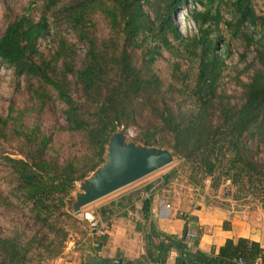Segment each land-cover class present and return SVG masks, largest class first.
Instances as JSON below:
<instances>
[{
  "label": "trees",
  "instance_id": "trees-1",
  "mask_svg": "<svg viewBox=\"0 0 264 264\" xmlns=\"http://www.w3.org/2000/svg\"><path fill=\"white\" fill-rule=\"evenodd\" d=\"M0 2L6 22L0 63L25 78L39 111L59 103L66 122L63 129L46 131L37 121L26 122L14 103L0 116V207L15 208L39 226L28 239L0 232V264H22L29 248H53L50 259L61 254L67 234L57 224L71 207L76 185L105 162L110 136L119 130L126 135L130 127L140 129L134 143L168 149L187 166L190 183L209 179L217 187L229 182L233 200L250 196L264 205V159L259 157L264 147V16L255 14L251 0L231 3L236 35L241 32L246 49L255 47L257 64L248 82L239 79L247 65L235 76L239 95H227L222 88L230 50L225 44L217 52L223 41L219 25L226 22L218 1L33 0L22 12L9 0ZM180 7L188 8L197 26L192 38L183 37L172 21ZM52 24L74 33L84 47L78 67L65 60L58 66L72 54L64 39L53 55L39 52L37 41ZM162 51L178 59L170 64V80L155 67ZM188 56L196 60L193 75L179 70L180 59ZM60 133L71 139L63 140ZM8 145L14 146V156L6 154ZM171 177L165 175L164 181ZM139 200L143 225L138 226L151 264H168L171 251L177 252L174 264H238V259L254 264L264 254L258 243L245 238L227 239L218 254L191 252L186 227L180 236L160 234L149 221L152 195Z\"/></svg>",
  "mask_w": 264,
  "mask_h": 264
},
{
  "label": "rangeland",
  "instance_id": "rangeland-1",
  "mask_svg": "<svg viewBox=\"0 0 264 264\" xmlns=\"http://www.w3.org/2000/svg\"><path fill=\"white\" fill-rule=\"evenodd\" d=\"M33 0H9L10 6L15 8L16 11L23 10L27 7L29 2ZM220 4L219 10L223 16V20L227 23H230L229 26L226 22H221L219 25L218 33L222 36V43H219L217 47V52L222 53L225 44H229L230 54L225 58V64L227 69L224 70L222 74V88L227 95H239L241 89L237 84L235 76H238V73L241 72L245 66H248V70L239 76L241 82H248L249 76L251 75L254 67H257L256 62L254 61L255 52L254 46H250L246 49V41L243 37L240 36L241 32L238 31L236 35L235 28V7L232 6L235 0H215ZM216 3V2H215ZM214 3V5H215ZM3 4L0 2V34L3 32L6 22L5 14L3 10ZM251 6L257 16H264V0H251ZM188 8H192V4L188 5ZM186 7H180L174 13L172 21L180 31L183 37L192 38L197 34L196 24L187 16ZM197 9L204 10L203 7L197 5ZM38 16H35L37 19ZM252 30V29H250ZM245 31V28L243 29ZM50 39L51 42L56 46L54 50H46L40 47L39 52L44 56L53 55L59 48V42L61 39H64V47H68V50L71 49L72 54L68 57H62L63 59L58 62V66L61 68L63 60H65L70 65L73 64L75 67H78L80 61L83 58L85 49L84 47L77 42L74 33L71 31H65L63 28H58L54 24L50 26ZM217 32L216 30L214 33ZM176 44V43H175ZM244 56V60L240 59V56ZM173 61H178L177 58H172L167 52L162 51V57L157 60L156 70L160 71V76L163 79L170 80V73L173 71L170 64ZM180 72L183 70H190V73L193 75L196 71V60L188 56L187 59H180ZM54 100V98H52ZM11 103H14L15 110H21L24 114V120L29 123H34L37 121L41 124L42 128L46 131H51L52 128L57 127L63 129L66 127V122L62 117L60 110V104L56 103L54 108L46 111H39L37 106V101L33 96L28 92V84L24 77L17 78L13 69L0 63V116H6V110ZM150 118V117H149ZM144 123V122H140ZM145 126V125H144ZM138 126L130 127L125 132L126 141L134 142L137 139L139 132ZM63 140L71 139L67 133H60ZM14 146H6V154L11 156L15 155ZM14 154V155H13ZM259 157L264 159V147L259 149ZM1 169V166H0ZM189 172L187 166H184L179 161H175L170 166L161 169L151 175L146 176L145 178L119 190L116 191L103 199L86 206L81 209L80 215H77L73 212L72 204L75 200V193L79 191V185L77 184L74 192L72 193L71 200V209L68 207L67 215L60 216L59 223L57 224L59 229H62L66 233V239L62 243V252L61 254L53 259L49 258V252L53 248H29L26 259L22 264H63L66 258L73 260L83 261L81 251L85 247H89V241L91 238V227L90 222L87 218L84 217V214H89L93 217L94 220L96 217L101 218L103 215L99 213L100 206L113 198L121 196L123 194H130L131 202L136 203L139 201V190L136 191V188L145 184L149 180L152 181L155 185V188L151 191H148V194L152 192H160L161 196H164L166 202H174L177 197L182 193L183 198L191 200V207L193 208L197 203H202L204 205L214 204L220 208H233L235 211L243 208V212L240 214L248 222L261 223L263 220L262 217L258 215V209L264 215L263 209L260 207L258 200H253L250 196L244 200H233L232 196L235 193V189L229 185V182H223L217 187H211V181L209 179L203 180L201 184L190 183L189 181ZM171 174L169 181H164V176ZM158 178V179H156ZM156 179V180H155ZM147 193V192H146ZM181 198V197H180ZM253 201V202H252ZM243 202L247 204L243 205ZM118 211H120V217L126 216V220L135 223L136 218L138 217L135 214V209L133 206L130 207H121L117 205ZM175 208L171 210L174 213ZM260 212V213H261ZM107 219H109V216ZM260 219V220H259ZM264 219V218H263ZM102 220V218H101ZM99 221V220H98ZM112 222L107 223L109 227ZM39 226L36 225L34 220L26 217L21 214L17 209H4L0 207V232L3 236H12L15 233H21L23 239H28L32 236L34 232H37ZM109 229V228H108ZM138 229V230H137ZM143 227H137L133 229V233L140 231V240H143L144 233ZM45 231V230H44ZM135 231V232H134ZM52 236L48 234V238ZM45 241V240H44ZM43 241V242H44ZM34 246H38L35 244ZM74 253H77V256H73ZM59 258H62L60 261Z\"/></svg>",
  "mask_w": 264,
  "mask_h": 264
},
{
  "label": "crops",
  "instance_id": "crops-1",
  "mask_svg": "<svg viewBox=\"0 0 264 264\" xmlns=\"http://www.w3.org/2000/svg\"><path fill=\"white\" fill-rule=\"evenodd\" d=\"M152 181L154 180L145 182L142 186L137 187L136 191L139 190L141 198L152 195L149 221L154 224V227L160 234L180 236L183 228L186 227L187 234L196 235L195 238L186 237L185 243L191 252L199 251L204 254H218L219 248L224 245L227 239L236 240L238 238H245L258 243L260 250L264 253V215L260 209L257 211L263 221L261 223H249L248 220L240 215L243 212V208L235 211L232 207L223 209L214 204L204 205L202 203H197L192 208L190 206L191 200L183 198L182 193L174 202L169 203L162 199L165 197L161 196L162 193L160 192L154 191L148 194V191L155 188ZM151 183L153 187L145 191L146 186ZM129 195V193L123 194L104 202L100 206L99 213L104 216L101 217L102 220L96 217L99 220H97V224L100 228L106 230V235L102 240V245L98 247L99 249L93 247L91 237L89 247H85L81 251V255H79L83 258V261H71V257H69L66 258L67 260L63 264H89L93 257L107 260L120 258L124 264H151L146 256L147 250L150 248H146L145 241L140 240V231L133 233V229L135 230L138 224L142 223L143 225L141 214L139 213L141 200L132 203ZM120 204L122 208L134 207V212L138 215L135 223L126 220V216L120 217V211L117 208V205L119 206ZM166 205H169V208H166ZM260 207L263 209L264 205ZM173 208H175L174 213L171 212ZM105 214L108 216L110 214L109 219H107ZM109 222H112V224L107 227V223ZM142 239L144 238L142 237ZM155 242H158V240ZM73 256H77V253H74ZM176 256L177 252L171 251L167 263L174 264ZM59 260L61 261L62 258H59Z\"/></svg>",
  "mask_w": 264,
  "mask_h": 264
},
{
  "label": "water",
  "instance_id": "water-1",
  "mask_svg": "<svg viewBox=\"0 0 264 264\" xmlns=\"http://www.w3.org/2000/svg\"><path fill=\"white\" fill-rule=\"evenodd\" d=\"M174 161L168 149L127 142L122 130L113 133L107 143L105 162L78 183L79 191L75 193L73 212L80 215L81 209L86 206L170 166ZM84 217L93 227L96 226L91 215L84 214ZM89 264L124 263L120 258L107 260L93 257Z\"/></svg>",
  "mask_w": 264,
  "mask_h": 264
},
{
  "label": "built area",
  "instance_id": "built-area-1",
  "mask_svg": "<svg viewBox=\"0 0 264 264\" xmlns=\"http://www.w3.org/2000/svg\"><path fill=\"white\" fill-rule=\"evenodd\" d=\"M50 32H48V34H46L43 37H40L37 41V48L40 49V47H42V49H46L48 50H54L56 49V46L51 42L50 39ZM166 208H169V205H166ZM96 221V220H95ZM90 227H91V237H92V243H93V247L94 248H98L102 245V240L104 238V236L106 235V230L104 228H100L97 224L96 221V226L93 227L92 224L90 223ZM187 238H195L196 235L195 234H187L186 235ZM242 260L238 259L237 263L238 264H242ZM255 264H264V257L262 255H259L258 258L256 259Z\"/></svg>",
  "mask_w": 264,
  "mask_h": 264
}]
</instances>
